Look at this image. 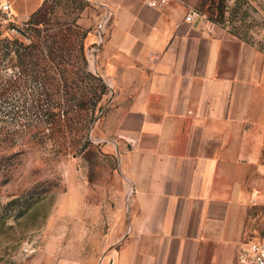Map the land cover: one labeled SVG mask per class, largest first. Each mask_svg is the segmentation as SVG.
Masks as SVG:
<instances>
[{
    "label": "crops",
    "instance_id": "crops-1",
    "mask_svg": "<svg viewBox=\"0 0 264 264\" xmlns=\"http://www.w3.org/2000/svg\"><path fill=\"white\" fill-rule=\"evenodd\" d=\"M96 1L132 187L109 264H238L264 245V55L207 21L209 0ZM4 3L29 17L42 0Z\"/></svg>",
    "mask_w": 264,
    "mask_h": 264
},
{
    "label": "rangeland",
    "instance_id": "rangeland-1",
    "mask_svg": "<svg viewBox=\"0 0 264 264\" xmlns=\"http://www.w3.org/2000/svg\"><path fill=\"white\" fill-rule=\"evenodd\" d=\"M205 19L264 55V0H209ZM96 0H0V264H109L132 187L108 116L119 89L99 59Z\"/></svg>",
    "mask_w": 264,
    "mask_h": 264
},
{
    "label": "built area",
    "instance_id": "built-area-1",
    "mask_svg": "<svg viewBox=\"0 0 264 264\" xmlns=\"http://www.w3.org/2000/svg\"><path fill=\"white\" fill-rule=\"evenodd\" d=\"M144 3L150 7L159 9L164 5L168 4L172 0H143ZM9 10V6L5 5ZM10 11V10H9ZM195 17V13L192 12L187 18V21L193 20ZM104 33V25L99 26V39L103 37ZM100 43V42H99ZM238 264H264V245H252L250 247V254L240 256L238 259Z\"/></svg>",
    "mask_w": 264,
    "mask_h": 264
}]
</instances>
